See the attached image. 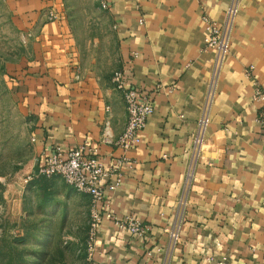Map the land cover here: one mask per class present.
<instances>
[{
  "label": "crops",
  "instance_id": "0c3cea01",
  "mask_svg": "<svg viewBox=\"0 0 264 264\" xmlns=\"http://www.w3.org/2000/svg\"><path fill=\"white\" fill-rule=\"evenodd\" d=\"M3 1L23 34L34 29L45 5V0ZM102 1L118 43L115 69H124L133 84L153 92L154 110L140 142L126 151L115 145L126 110L111 75L81 67L63 21L45 23L39 26L38 37L44 39L31 64L44 67L39 73H49L43 76L48 83L29 89L32 153L24 176L52 146L65 152L82 144L96 147L104 167L125 156L121 182L100 206L117 217L129 213L149 229L144 237L134 236L103 218L93 259L97 264H162L212 70L201 15L222 21L230 0ZM254 83L264 85V0H239L193 164L179 240L167 264H217L223 256L229 264H264V129L256 118ZM83 195L89 216V197Z\"/></svg>",
  "mask_w": 264,
  "mask_h": 264
},
{
  "label": "rangeland",
  "instance_id": "374dc122",
  "mask_svg": "<svg viewBox=\"0 0 264 264\" xmlns=\"http://www.w3.org/2000/svg\"><path fill=\"white\" fill-rule=\"evenodd\" d=\"M44 3L34 29L23 34L9 5L0 0V264H84L86 257V197L58 176L23 182L32 153L29 89L46 85L43 76L49 74L39 73L44 67L31 62L45 23L63 21L81 67L104 75L112 76L117 65L118 43L100 0Z\"/></svg>",
  "mask_w": 264,
  "mask_h": 264
},
{
  "label": "built area",
  "instance_id": "2783aa9c",
  "mask_svg": "<svg viewBox=\"0 0 264 264\" xmlns=\"http://www.w3.org/2000/svg\"><path fill=\"white\" fill-rule=\"evenodd\" d=\"M101 7L106 8V1L101 2ZM239 9V0H230L224 11L223 20L215 21L207 14H202L203 29L205 32L204 44L213 52V63L209 80L208 91L205 96L204 107L197 120L196 131L191 148V161L185 174L184 187L178 199V207L175 217L168 231L166 256L162 264H167L169 255L173 252L179 240V233L184 217L186 195L192 178V170L195 159L201 150L204 133L209 122V112L215 94V86L229 51V42L235 16ZM50 16H54L52 12ZM142 22V19H139ZM135 56V53H133ZM252 66L246 72L250 75ZM113 87L121 93L125 104L126 122L123 131L114 140L117 147L123 151L137 145L140 142V134L143 131L148 117L154 110L153 92L144 87L137 86L130 80L129 73L122 68L113 70L111 76ZM252 98L258 102L257 121L264 129V85L254 83ZM128 159L125 156L117 159L111 167H104L99 161L97 148L87 145H78L67 152L59 146H52L46 153L43 161L23 178L28 183L36 177L50 178L58 176L77 193L89 197V221L86 242V257L84 264H97L93 259L96 230L103 218L110 219L113 224L122 231L131 235L144 237L148 231V225L134 218L131 214L117 217L109 210H103L101 202L105 200L108 192L114 191L121 182L119 166ZM217 264H229L225 256L218 259Z\"/></svg>",
  "mask_w": 264,
  "mask_h": 264
}]
</instances>
